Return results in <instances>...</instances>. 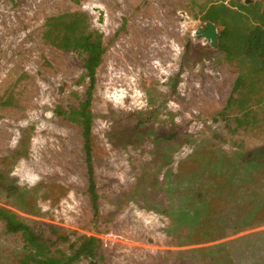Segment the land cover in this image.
<instances>
[{
  "label": "rangeland",
  "instance_id": "1",
  "mask_svg": "<svg viewBox=\"0 0 264 264\" xmlns=\"http://www.w3.org/2000/svg\"><path fill=\"white\" fill-rule=\"evenodd\" d=\"M248 3L249 18L264 12V0L224 2L232 10ZM204 5L0 0V207L26 223L101 240L94 262L74 264H222L223 257L226 264H264V73L246 77L254 90L246 109L225 108L236 77L248 75L249 66L197 35L209 22L201 18ZM75 12L86 16L84 28L98 32L103 46L91 90L88 154L81 128L57 112L85 99V54L42 37L47 18ZM212 24L218 35L223 25ZM89 165L97 214L85 193ZM197 187L224 201L221 222L242 215L251 224L237 229L227 222L223 238L212 243L177 241L183 230L169 232L172 210ZM217 243L226 246L215 254L199 250ZM58 249L69 254L72 248L60 243ZM20 253L19 234L7 232L0 218V264L14 263Z\"/></svg>",
  "mask_w": 264,
  "mask_h": 264
},
{
  "label": "trees",
  "instance_id": "2",
  "mask_svg": "<svg viewBox=\"0 0 264 264\" xmlns=\"http://www.w3.org/2000/svg\"><path fill=\"white\" fill-rule=\"evenodd\" d=\"M78 3L79 0H72ZM225 0H204L202 21H209L215 24H222L218 32L216 48L223 51L225 55L233 57L238 55L248 64V75L239 74L233 84L232 91L226 101L229 108L233 103L239 111L246 109L248 101L251 100L252 86L246 82V77L253 73H264V12L253 14L252 18L247 16L251 11V4L239 5L238 10H232V6H226ZM247 13V14H246ZM230 18V23H223L224 16ZM256 18V19H255ZM86 16L81 12L64 13L46 19L44 23L43 39L46 43L65 51L85 54L83 60L84 73L89 80L88 91L85 99L78 107L57 110L60 116L81 128L84 149L87 154L91 150V127L93 115L90 110L91 90L95 81L96 68L100 65L103 46L101 36L98 32L86 31ZM248 84L247 87L246 85ZM245 87L242 90V87ZM248 113V111H245ZM88 184L85 193L91 203L92 209L98 212V195L93 178L92 166L87 167ZM228 178V177H226ZM216 192L222 187H215ZM209 196V195H208ZM204 188L197 187L188 191L183 197V203L171 213V225L169 232L183 230L177 235L179 242L187 245L204 244L216 242L223 238L221 231L223 225L232 224L233 228L251 224L247 216L237 215L236 220L228 218L222 222L217 217L218 213L228 210L224 201L208 197ZM231 210V209H230ZM257 213L256 208H251L248 214ZM226 215H231L227 212ZM250 215V216H251ZM0 218L4 221L6 231L19 234L22 241V253L12 264H74L85 258L95 261L101 251V240L94 236L79 235L76 232L60 233L55 225H48L42 222L26 223L21 220L13 211L0 207ZM234 224V225H233ZM238 224V226H235ZM181 232V231H180ZM71 234L74 240L71 241ZM175 236V235H174ZM68 243L70 253H61L59 244ZM225 243H217L209 249L200 251L215 254L214 250ZM198 249H194L197 251ZM59 256V257H56ZM212 261L215 258H211ZM227 257L220 259V263L226 264ZM211 264V261H210Z\"/></svg>",
  "mask_w": 264,
  "mask_h": 264
},
{
  "label": "water",
  "instance_id": "3",
  "mask_svg": "<svg viewBox=\"0 0 264 264\" xmlns=\"http://www.w3.org/2000/svg\"><path fill=\"white\" fill-rule=\"evenodd\" d=\"M99 13H100L99 23L102 24V11H99ZM197 35L209 41L211 47H216L217 32L214 24H212L211 22L206 23L205 29L199 28L197 30Z\"/></svg>",
  "mask_w": 264,
  "mask_h": 264
},
{
  "label": "bare ground",
  "instance_id": "4",
  "mask_svg": "<svg viewBox=\"0 0 264 264\" xmlns=\"http://www.w3.org/2000/svg\"><path fill=\"white\" fill-rule=\"evenodd\" d=\"M141 15H142V14H141ZM148 23H149V22H148ZM143 25H144V24H143ZM147 25H148V24H147ZM142 27H143V26H142ZM139 28H140V27H139ZM145 31H146V29H145ZM147 32H148V31H147ZM145 34H146V33H145ZM148 34H149V33H148ZM150 34H151V33H150ZM150 34H149V35H150ZM150 36H151V35H150ZM145 38H146V37H145ZM145 38H144V39H145ZM148 39H149V38H148ZM148 39H147V40H148ZM139 41H140V40H139ZM139 45H140V43H139ZM141 45H142V44H141ZM145 45H146V44H145ZM148 45H149V44H148ZM140 47H141V46H140ZM143 48H144V47H143ZM143 48H142V49H143ZM146 48H147V47H146ZM165 48H166V47H165ZM165 48H164V50H165ZM153 49H154V48H153ZM143 50H144V49H143ZM147 51L149 52V50H147ZM157 51H158V50H157ZM150 52H151V50H150ZM140 53H141V52H140ZM154 53H155V52H154ZM141 54H142V53H141ZM131 55H132V54H131ZM147 55H148V54H147ZM151 55H152V53H151ZM141 56H142V55H141ZM145 56H146V55H145ZM128 57H129V56H128ZM149 57H151V56H149ZM129 59H130V58H129ZM133 59H134V58H133ZM140 59H141V58H140ZM146 59H147V58H146ZM118 60H119V59H118ZM149 60H150V58H149ZM119 61H120V60H119ZM140 61H141V60H140ZM143 61H144V60H143ZM146 61H147V60H146ZM146 61H145V62H146ZM128 62H129V61H128ZM128 62H127V63H128ZM134 62H135V61H134ZM148 62H149V61H148ZM139 63H140V62H139ZM129 64H130V63H129ZM142 65H143V64H142ZM140 66H141V65H140ZM145 66H146V65H145ZM147 66H148V65H147ZM129 69H130V68H129ZM150 70H151V69H150ZM131 71H132V70H131ZM151 71H152V70H151ZM129 73H130V72H129ZM117 75H118V74H117ZM120 75H121V74H120ZM124 76H125V75H124ZM148 76H149V75H148ZM148 76H147V77H148ZM151 76H152V75H151ZM122 77H123V76H122ZM122 77H121V78H122ZM143 77H144V76H143ZM124 78H125V77H124ZM152 79H153V78H152ZM148 80H149V78H148ZM116 81H117V80H116ZM152 81H153V80H152ZM116 84H117V83H116ZM120 84H121V83H120ZM36 85H38V84H36ZM113 85H114V84H113ZM128 85H130V84H128ZM129 87H130V86H129ZM191 100H192V99H191ZM191 100H190V101H191ZM176 111L178 112L179 110H176ZM176 111H175V112H176ZM27 112H28V111H27ZM42 129H43L42 127H39V128H38V132H42ZM41 153H43V151H42ZM55 154L60 156L62 153H61V152H56V150H55ZM46 173H47V172H46ZM115 180H116V179H114V181H115ZM109 181L112 183V182H113L112 178L109 177Z\"/></svg>",
  "mask_w": 264,
  "mask_h": 264
}]
</instances>
